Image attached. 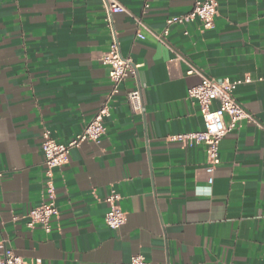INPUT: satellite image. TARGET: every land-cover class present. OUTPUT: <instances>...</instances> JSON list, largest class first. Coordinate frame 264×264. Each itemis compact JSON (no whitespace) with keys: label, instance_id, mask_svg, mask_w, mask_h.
<instances>
[{"label":"crops","instance_id":"1","mask_svg":"<svg viewBox=\"0 0 264 264\" xmlns=\"http://www.w3.org/2000/svg\"><path fill=\"white\" fill-rule=\"evenodd\" d=\"M117 1L142 17L145 38L103 0H0V241L35 264H128L137 254L154 264H264V0H217L207 29L198 18L168 26L196 0ZM167 27L164 44L153 33ZM115 37L138 77L121 82L100 142L54 170L52 231L14 221L47 198L43 132L67 143L102 106L111 82L100 56ZM190 64L210 77L250 76L234 96L263 126L243 120L225 135L211 184L206 146L170 139L205 128L188 97L201 81ZM137 86L142 113L127 98ZM111 194L127 216L118 229L105 220Z\"/></svg>","mask_w":264,"mask_h":264},{"label":"built area","instance_id":"2","mask_svg":"<svg viewBox=\"0 0 264 264\" xmlns=\"http://www.w3.org/2000/svg\"><path fill=\"white\" fill-rule=\"evenodd\" d=\"M108 15L116 13H129V10L117 0H103ZM149 5L146 4L145 8ZM219 3L217 0H196L192 9L185 14L168 19V26L174 22H189L198 18L205 29L212 28L218 16ZM146 12V10H145ZM138 27L137 35L145 38V31L149 27L142 17H136L130 14ZM168 27L161 34L153 33L155 38L166 44V35ZM100 60L109 66V78L111 88L106 95L102 106L94 117L87 123L85 129L67 143H61L54 139L49 130L43 132L41 149L45 157L46 176L48 186L45 189L47 196L40 205L33 206L24 216L13 217L14 221L26 219V225L29 228L40 227L45 232L52 231V221L60 215L59 208L55 200V194L52 187L51 177L56 168L62 167L68 162L72 150L79 148L86 141L100 142L102 136L106 133L105 120L111 114V101L120 91V84L128 76L138 77L139 65L130 57L123 56L120 51L119 43L115 37L108 50L103 52ZM190 74H199L201 81L189 88L188 97L199 106L204 118L205 128L200 131L177 133L170 136L172 140H179L188 146L204 144L207 153V171L209 173L208 181L213 182V174L217 166L221 163L220 144L225 135L236 129L243 120L257 123L263 128L256 117L250 113L234 96V91L238 85L252 81L250 76L243 79L215 78L204 75L201 71L190 64L188 71ZM128 103L133 112L142 113L144 108L143 95L140 86L130 90L127 93ZM216 103V106L214 104ZM1 175V173H0ZM119 196L111 194L107 196L106 201L110 207L106 213L105 220L108 226L114 229L122 227L127 220L126 213L118 204ZM0 264H35L26 261L23 257L17 255L12 249H8L3 241H0ZM128 264H154L149 261L145 255L137 254L132 256Z\"/></svg>","mask_w":264,"mask_h":264}]
</instances>
